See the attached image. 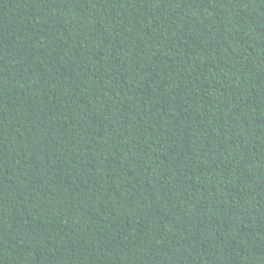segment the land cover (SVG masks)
<instances>
[{
  "label": "trees",
  "instance_id": "trees-1",
  "mask_svg": "<svg viewBox=\"0 0 264 264\" xmlns=\"http://www.w3.org/2000/svg\"><path fill=\"white\" fill-rule=\"evenodd\" d=\"M0 264H264V0H0Z\"/></svg>",
  "mask_w": 264,
  "mask_h": 264
}]
</instances>
